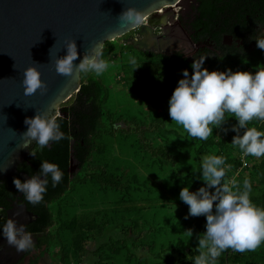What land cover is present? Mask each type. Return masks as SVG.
<instances>
[{
  "label": "rangeland",
  "instance_id": "1",
  "mask_svg": "<svg viewBox=\"0 0 264 264\" xmlns=\"http://www.w3.org/2000/svg\"><path fill=\"white\" fill-rule=\"evenodd\" d=\"M188 2H181L180 17H186ZM172 12L164 5L149 13L137 29L105 42L115 48L106 59L109 66L102 75L79 74L80 85L94 78L107 89L105 108L111 117L113 132L98 139L100 151L93 154L85 183L77 182L66 195L50 205L55 221L50 233L54 234L60 223L66 226L76 219L90 235V239L83 240L85 254L79 257L71 246L69 232L60 234L62 245L56 246L55 253L65 251V264L150 263L146 252L151 243L154 247L150 253L161 250L163 244L175 243L183 248L192 240L198 245L197 235L206 231V217L189 216V206L180 200L179 193L189 184L190 190L204 185L197 178L202 175L198 171L202 158L216 155L220 149L203 147L202 140L193 139L169 116V99L183 78L184 66L181 63L166 65L140 54L170 56L179 52L186 58L193 55L197 47L190 45L182 31L173 29ZM256 68L252 66L245 71L254 73ZM77 94L59 103L57 111L70 107ZM235 121L234 116L226 113V122L221 128H214L209 137L221 141L223 128ZM158 148L164 152L156 154L154 150ZM229 157L239 162L240 167H228L226 178L237 181L241 187L243 180L248 178L255 187L251 195L257 197V190L264 193V185L259 183L264 179V156H245L233 145ZM71 166L73 177L79 167L74 159ZM256 167H259L258 172ZM101 174L115 179L120 186L103 183L99 179ZM159 223L168 230L154 234L150 225L158 226ZM177 225L179 230L174 232ZM189 229L193 231L192 237L186 232ZM143 242L149 244L143 245ZM242 253L241 264H264V243ZM58 260L53 258V253H47L39 264H60Z\"/></svg>",
  "mask_w": 264,
  "mask_h": 264
},
{
  "label": "clouds",
  "instance_id": "2",
  "mask_svg": "<svg viewBox=\"0 0 264 264\" xmlns=\"http://www.w3.org/2000/svg\"><path fill=\"white\" fill-rule=\"evenodd\" d=\"M119 18L138 26L143 14L134 8H127ZM251 39L256 41L259 49L264 50V36L257 35ZM101 47L100 44L93 47L76 65L73 62L78 58L77 45L75 40L69 41L67 55L55 61L56 71L63 75H102L109 64L103 58ZM207 57L193 59L191 74L188 69L183 70V78L178 81L169 99V116L190 136L207 140L214 128H221L226 122V113L231 114L238 121L231 127L236 133L231 144L238 146L245 156H264V131L249 127L250 121H264V65L257 66L254 73L232 69L209 71L203 67ZM22 84L25 95L35 94L38 90L42 93L47 91V85L36 67L25 69ZM24 123L28 126L22 134L25 149L33 141L43 150L50 142L66 138L55 116L37 113L34 118L26 117ZM241 129L244 130L242 134ZM223 131L226 134L229 129L223 128ZM30 155L37 157L32 149ZM41 161L40 170L26 181L22 182L18 177L13 179L16 189L32 205L44 200L49 180L56 186L64 177L58 164ZM228 167L230 165L226 164L224 156L205 155L198 169L202 175L197 177L204 185L190 191L189 184L179 193L180 200L189 206V216L206 217V231L196 237L201 251L193 258V264H215L229 248L245 252L255 250L264 243V207L257 206L250 199V179L245 178L241 187L237 181L226 178ZM17 225V221L8 217L6 223L0 225V236L18 252H23L33 247L34 241L25 225ZM186 232L193 236L191 229Z\"/></svg>",
  "mask_w": 264,
  "mask_h": 264
},
{
  "label": "trees",
  "instance_id": "3",
  "mask_svg": "<svg viewBox=\"0 0 264 264\" xmlns=\"http://www.w3.org/2000/svg\"><path fill=\"white\" fill-rule=\"evenodd\" d=\"M247 1L249 0H194L195 5L193 8L195 16L193 26L191 27L192 33L190 35L193 43L197 45L204 41H208L209 44L213 46L214 50H221L222 36L234 35L231 32L234 19L231 10L235 6H240ZM220 6H223L222 9ZM245 8L248 9V4L245 5ZM248 11L249 12H245V14L241 15L242 19L245 18V15L256 17L263 10L259 8H249ZM246 37L247 36H240L239 38L241 40H246ZM249 39L250 38H248V40ZM250 42H252V40ZM114 48L115 46L113 44L106 43L103 45L101 52L105 60ZM140 54L142 57L166 65L181 63L185 69H188L190 74L193 71L191 68L193 59L201 56H208L205 59L203 67L207 68L209 71H226L227 69H232V71H245L252 66L264 65V50L257 49L252 52L248 48L245 50L237 49L235 45L233 47L224 46L222 54L212 53L211 50L207 48H200L192 58H186L179 52L170 56L144 52H140ZM220 58L223 59L221 60ZM107 100L108 92L102 82L94 78H88L86 83L81 84L80 91L76 95L73 104L69 108L62 110L61 113L65 114L66 117L57 118L62 131L66 133V138L59 142H50V147H45L43 150L38 146L35 152L39 159L32 155L28 157V160L36 165H41V160H48L49 162L56 163L64 172L62 181L56 186H53L51 180H49L44 200L35 211L37 221L33 224L34 226L29 229L32 234L40 236L38 240L39 246L44 245L46 252L53 253V258H58L60 264H65L66 253L62 250L57 254L55 253V249L56 246L62 245L60 239V234L62 232H69L71 235L69 237L71 238V246L74 247L76 251L75 254L79 257L84 256L85 249L82 248V243L83 240L90 239V235L86 228L77 224L78 221H76V219H73L69 225L66 226L60 223L57 231L54 234L50 233L49 230L54 226L55 222L50 205L66 195L77 182L81 184L85 183L88 176L89 163L93 158V154L100 151V146L97 142L98 139L113 132V127L110 123L111 117L105 108ZM237 123L238 121L236 120L235 123L228 126L227 129H229V131L226 134L223 132V139L219 142L215 140V137L202 140L203 147L208 148L209 146H215L220 149L216 155L224 156L226 158V164L230 166L233 165L234 168L240 167V163L231 160L229 153L233 147L231 144L232 139L236 135V133L231 130V127ZM250 125L256 127L258 130L264 131V121L253 120L249 122V126ZM243 131L244 130L241 129V134ZM193 139L200 140L194 137ZM203 147H200L199 151H202ZM154 152L157 154L163 153L164 151L162 148H158L154 150ZM71 156L79 166V171L72 178H70V174L68 173ZM260 162L262 163L263 161L260 159ZM258 168L259 167H256L255 171L258 172ZM99 179H102L103 183H111V185L120 186L115 179H109L103 174L99 176ZM195 182L196 181H194V183ZM259 183L261 186L264 185V179H260ZM253 188L255 187L252 186V190ZM197 189L198 188H194L190 191H196ZM256 193L257 197L250 194V198H252L253 202L257 203V206L264 207V193H260L259 190H257ZM58 217L60 220V214ZM150 228L154 231V234H160L163 229L165 232L168 230L166 226H162V223H159L158 226L150 225ZM178 230L179 227L177 225L173 231L177 232ZM142 244L148 245L149 243L143 242ZM148 247L146 255L150 256L151 262L145 261L144 264H193V258L199 255L201 251L198 249V245L192 242V240L183 248L175 243H170L168 245L163 244L161 250L156 253H150L154 247L153 243ZM186 249L188 250L186 251ZM130 258L131 260L134 259L133 257ZM243 260L244 254L242 252L234 251L229 248L217 258L215 264H241ZM139 264H141V261H139Z\"/></svg>",
  "mask_w": 264,
  "mask_h": 264
},
{
  "label": "water",
  "instance_id": "4",
  "mask_svg": "<svg viewBox=\"0 0 264 264\" xmlns=\"http://www.w3.org/2000/svg\"><path fill=\"white\" fill-rule=\"evenodd\" d=\"M178 1L0 0V181L17 159L26 161L29 155L22 136L28 127L25 118H34L37 113L65 118L57 111L59 103L80 91L79 74L63 75L56 71L55 61L67 55V43L75 40L78 58L73 63L78 65L96 45L103 46L112 38L126 35L137 29L149 13ZM127 8L143 14L138 26L119 18ZM28 67L40 71L46 92L38 90L25 95L22 81ZM72 162L71 156L70 178ZM20 176L26 179L25 174ZM9 218L17 221L16 212H11ZM10 247L5 238L0 241V254L5 261ZM21 253L14 256L15 262L21 259Z\"/></svg>",
  "mask_w": 264,
  "mask_h": 264
},
{
  "label": "flooded vegetation",
  "instance_id": "5",
  "mask_svg": "<svg viewBox=\"0 0 264 264\" xmlns=\"http://www.w3.org/2000/svg\"><path fill=\"white\" fill-rule=\"evenodd\" d=\"M183 0H179L175 5L169 6V9H172V15H173V29H178L182 31L185 34V37L189 41L190 45H194L197 48L195 49L193 55L190 57H194V55L198 52V50L207 48L210 49L212 53L216 54H222V50H224V46L235 47L237 49H249L250 51L254 52L257 49V43L254 39L257 35L264 36V0H249L247 2H244L240 6H235L232 11L233 24L231 28V32L234 35H223L222 36V48L221 50H214L213 46L209 44L208 41H204L201 44H194L191 40V27L193 26L195 11L193 6L194 0H189L188 4L185 5L186 9V17L183 18L182 16L178 14V12L181 9L180 4ZM235 3V2H234ZM248 4L249 8H259L260 10H263L259 13L256 17H252L250 15H245V18L242 19L243 14L245 12H249L248 9L245 8V5ZM223 6H220L222 9ZM167 8V7H165ZM163 8V9H165ZM175 8H178L175 9ZM157 13V12H156ZM174 30H172V34H174ZM240 36H247L246 40H241ZM248 38H250L248 40ZM252 40V42H250ZM249 41V42H248ZM261 50V49H259ZM174 54V53H173ZM65 108H61L59 111L62 112ZM50 147V145H49ZM34 150L36 151L38 149V145H36V141H33V143L29 147V155L30 151ZM28 155V157H29ZM20 160L17 159L12 167L7 171L0 181V209L3 211H0V225H3L6 223L9 214L13 211L16 212V220L18 222L19 226L20 224H23L26 226V230L29 231L33 224L37 221V216L35 215V211L39 208L40 204L32 205L27 200L23 198V194L20 193L14 183V178L21 179L22 182L26 181L30 178V175H33L34 173L38 172L40 170V165L33 164L28 160ZM79 167V166H78ZM70 169V166H69ZM68 169V170H69ZM72 169V167H71ZM21 174L26 175V179L23 180L21 178ZM24 212L25 215L20 214ZM36 218V219H35ZM35 219V220H33ZM32 238L34 241L33 247L30 249L25 250V253L22 254V257L20 260L15 262L14 260L17 259L14 256L18 255V252L14 246L7 249V253L9 254V257H6L7 260L5 261L2 254H0V264H39L40 261L46 258V248L44 245L39 246V235L32 234ZM3 239L2 236H0V241ZM20 257V255L18 256Z\"/></svg>",
  "mask_w": 264,
  "mask_h": 264
}]
</instances>
